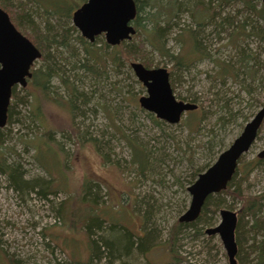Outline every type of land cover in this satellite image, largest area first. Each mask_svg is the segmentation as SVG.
Masks as SVG:
<instances>
[{"label":"rangeland","instance_id":"obj_1","mask_svg":"<svg viewBox=\"0 0 264 264\" xmlns=\"http://www.w3.org/2000/svg\"><path fill=\"white\" fill-rule=\"evenodd\" d=\"M21 1L29 2L27 9L35 24H40L39 28L43 26V10L51 8L45 2L58 3L57 7L61 6L63 11H69L71 5V0ZM207 1L176 13L163 37L169 53L180 54L187 66L173 70L172 61L148 44L142 51L143 58L131 61L141 63L145 59L151 68H165L175 98L201 105L194 113L195 118L185 113L176 125L160 120L161 125L155 124L150 118L155 116L139 106L138 99L146 95V90L134 76L131 62L118 71L110 69L106 75L94 78L73 70L74 59L65 48L50 50V63L56 72L48 86L52 99L42 100L31 83L26 85L27 92L16 87L17 97H25V103L16 107L18 116L11 124L1 129L0 154L8 164L17 163L22 180L32 183V188L23 192L13 189L8 176L0 171V264L87 261L90 248L84 225L91 208L101 210L100 218L113 221L135 235L142 234V218L147 209L148 228L154 230L155 239L146 254L130 251L128 255L109 259L103 243L114 235L109 232V223L101 221L98 228L91 229V240L99 247L100 255L90 264H228L218 236L192 235L187 231L176 241L175 258L168 248L169 232L189 205L187 188L194 182L191 183L193 170L205 171L264 104V54L257 37L240 34L241 28H235L229 35V31L221 32L208 24L201 30V52H193L188 29L195 27V21L189 15L205 13L202 7ZM227 11L221 9V17L232 13ZM241 20L242 17L237 18L238 22ZM12 24L29 40L30 30ZM66 25L72 26L71 18ZM250 28L245 27L244 32L249 33ZM76 34L78 30L73 37ZM138 40L126 42L134 41L137 45ZM101 41L103 35L95 39L96 45ZM72 43L75 53L81 56L78 44ZM242 56L247 57L240 65L238 60ZM43 66L41 59L34 63V69ZM61 73L68 78L67 91L59 82ZM71 91L86 99L83 102L82 97L78 98L74 113L67 108ZM198 117L199 130L190 132L184 122ZM42 131L50 133L47 146ZM128 141L150 155L151 168L144 175L130 164ZM263 148L264 125L243 155V161H254ZM85 180L100 184L95 203L90 195L84 197L81 192ZM244 187L245 196L264 193V160L253 167ZM226 203L220 209L240 212V203L229 198ZM219 221L217 211L212 217L213 225ZM250 241L251 234L242 240L248 245Z\"/></svg>","mask_w":264,"mask_h":264},{"label":"trees","instance_id":"obj_2","mask_svg":"<svg viewBox=\"0 0 264 264\" xmlns=\"http://www.w3.org/2000/svg\"><path fill=\"white\" fill-rule=\"evenodd\" d=\"M85 1L86 0H71L69 11H63L60 8L61 6L57 7L58 3L45 2V6H51V8L49 7V10H43V26L42 28H39L40 24H38L39 26L35 24L34 19L31 17V14L27 9V3L29 2H23L21 0H0V8L8 12L11 16L12 22L16 26H23L32 32V36L27 37L41 53L40 59L44 62V66L41 69H34V66L32 67L31 78L28 80L27 85L31 83L39 92L42 100L50 98L48 86L52 76L56 74L55 69L50 63L52 60L50 55L51 49L56 50L58 48H65L69 55L74 59L72 65L73 70H81L83 73L89 74L94 78H100L106 75L110 69L118 71L123 65H127L129 62L134 61L137 58H143L144 54L142 51L145 50L144 48L146 44L151 46L152 49L156 50L161 56L172 61L173 70H178L181 67L187 66L185 63L186 60L180 54L173 55L169 53V50L165 48L163 37L170 30L172 24L171 19L176 16V13L189 8L191 9L192 5L195 6L196 3L205 4V0H133L136 7V16L132 22L135 34L131 39L139 38L137 45L134 44V41L130 43L123 41L112 47L108 46L105 41H101L100 45L97 46L95 41L88 42L80 34H76L73 37V32H76V30L73 26L66 25V22L71 18L72 12ZM78 3L80 4L77 5ZM213 4L215 6H212ZM202 8L205 13L198 11V13L193 12L189 15L190 19L195 21V27L193 29H188L189 40L192 43L193 52H201L203 40L200 38V35L202 28L208 24H213L214 29L221 32L229 31V35H231L235 28H241L240 34L257 37L262 44L260 52L264 54V4L257 0H208L205 7ZM216 8L219 9L218 12L215 10ZM221 9H228V11L231 10L232 13L227 11V15L221 17ZM161 12L164 15L161 14ZM238 17H242L241 22L237 21ZM49 20L52 22L50 23ZM144 22H147L148 25L144 24ZM249 26H251L250 32L245 33V27ZM71 40L78 44L81 56L75 53ZM246 57L247 56H242L239 58L238 63L242 65ZM141 63L144 67L151 68L148 60L143 59ZM225 71L227 72L228 70L225 69ZM226 72L224 74H226ZM58 79L67 91L70 86L68 78H66L65 74L61 73L58 76ZM170 83L172 85V80H170ZM16 87L17 86H14L12 88L10 99L12 100V104H9L7 110L6 125L11 124L12 120L18 116L17 112H15L16 107L20 103H25V97H17ZM25 88H21V90L27 92ZM71 90H73V88H71ZM78 95L79 94H77L76 91H71L68 95L69 102H67V108H71L73 113L76 110L75 102L79 97H82V95L79 97ZM82 101L85 102L86 99L82 97ZM191 103L196 104L193 100ZM36 105V113H39L40 104L37 102ZM35 106L34 111H36ZM200 108L201 105H197L196 110L187 112V114H189L190 117H193L194 113ZM150 118L155 124H162L158 119H155L152 116H150ZM200 122V117L195 120L187 119L184 122V125L190 132H197L200 127ZM263 125L264 121L260 126L258 134L262 130ZM48 132L49 131H42L43 135L41 134V137L46 138V146L47 141L50 139V133ZM92 142L96 147V140L93 139ZM1 146L2 144L0 142V147ZM128 146L131 153L130 164L135 167L139 174L144 175V172L149 171L151 168L150 155L143 151V149L138 148L132 141H128ZM102 157L104 162L107 163L106 156L102 155ZM262 162L263 160L257 158L251 162H244L243 156H241L238 160L237 168L227 184V187L221 192L209 195L206 198L198 218L188 224H181L177 221L172 226L169 232L170 237L168 243H170V246L168 245V248L170 254H173L174 258L176 257L174 246L176 241L179 240L178 238L180 237V234L190 231L192 235H202L206 228L213 227L212 217L217 211L219 212L222 210L220 208L227 204L226 199L229 198L232 202L240 203L241 206L240 212L237 213V223L235 228V242L237 245L236 263L264 264V193L245 196L244 187L253 167L260 165ZM208 167L209 166H207L206 169ZM0 171L8 176V182L13 189L23 192V189L25 188L27 190L28 188H32V183H24L22 180V174L17 163L13 162L8 164L2 159L1 154ZM201 172H203V170L199 168L193 170L194 177L191 183ZM99 189L100 184L98 182L95 183L92 180H85L82 184L81 192L84 197L90 195L91 202L95 203L96 191ZM39 193L41 192H38V194ZM77 198H79L78 194ZM88 213L89 218L86 220L84 230L89 239V258L85 262L74 261L68 264H90V261L98 258L100 255V252H98L99 247H97L94 240H91V229L94 227L98 228L101 221H107L109 223L111 226L109 232L114 235L112 240L103 243V246L107 248L109 259H114L118 257L119 254L128 255L130 251H137L141 255L146 254L149 251V247L154 243L155 232L153 229L148 228L150 227V218L149 210L147 209H145V214L142 218V234L139 235L133 234L129 229L124 228L113 221L100 218L98 215L101 213V210L99 209L91 208ZM204 227L206 228L203 230ZM247 234H251L249 245L243 244L242 242L244 236ZM259 235L261 236L260 239H258Z\"/></svg>","mask_w":264,"mask_h":264},{"label":"water","instance_id":"obj_3","mask_svg":"<svg viewBox=\"0 0 264 264\" xmlns=\"http://www.w3.org/2000/svg\"><path fill=\"white\" fill-rule=\"evenodd\" d=\"M264 4V0H257ZM136 16L133 0H87L72 13V25L88 42L103 35L108 46H116L130 40L135 34L132 22ZM41 57L39 50L11 23L9 16L0 8V130L6 126L7 110L14 86L25 88L31 78V67ZM137 81L146 90L138 99L139 106L156 119L169 125L180 123L182 116L196 110L197 105L177 100L165 68H146L140 62L129 64ZM264 121V106L248 121L240 134L222 151L216 160L188 186L190 197L187 210L178 218L181 224L195 221L209 195L227 187L238 160L256 140ZM264 160V148L256 156ZM220 221L206 228L208 236H218L228 264L236 263L237 245L235 228L237 214L227 209L219 211Z\"/></svg>","mask_w":264,"mask_h":264},{"label":"flooded vegetation","instance_id":"obj_4","mask_svg":"<svg viewBox=\"0 0 264 264\" xmlns=\"http://www.w3.org/2000/svg\"><path fill=\"white\" fill-rule=\"evenodd\" d=\"M86 1H87V0H86ZM86 1H85V2H86ZM85 2H84V3H85ZM82 4H83V3H82ZM82 4H81V5H82ZM81 5H80V6H81ZM80 6H79V7H80ZM79 7H77V8H79ZM77 8H76V9H77ZM76 9H75V10H76ZM75 10H74V11H75ZM74 11H73V12H74ZM73 12H72V13H73ZM71 18H72V14H71ZM9 19H10V18H9ZM10 21H11V20H10ZM11 23H12V22H11ZM13 26H14V25H13ZM72 26H73V25H72ZM14 27H15V26H14ZM73 27H74V26H73ZM15 29H16V27H15ZM16 30H17V29H16ZM17 31H18V30H17ZM18 32H19V31H18ZM19 33H20V32H19ZM97 37H98V36H97ZM97 37H96V38H97ZM96 38H95V39H96ZM94 41H95V40H94ZM32 44H33V43H32ZM39 52H40V51H39ZM40 54H41V53H40ZM39 59H40V58H39ZM39 59H38V60H39ZM38 60H36V61H38ZM34 63H35V62H34ZM33 66H34V64L32 65V67H33ZM32 67H31V70H32ZM29 80H30V79H29ZM27 83H28V82H27ZM257 159H258V158H257Z\"/></svg>","mask_w":264,"mask_h":264}]
</instances>
